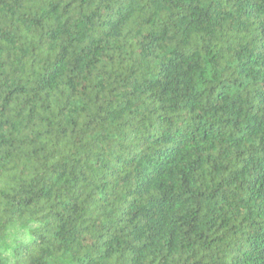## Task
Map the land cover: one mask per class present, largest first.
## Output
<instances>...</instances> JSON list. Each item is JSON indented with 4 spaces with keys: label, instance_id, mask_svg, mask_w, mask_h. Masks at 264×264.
I'll use <instances>...</instances> for the list:
<instances>
[{
    "label": "clouds",
    "instance_id": "obj_1",
    "mask_svg": "<svg viewBox=\"0 0 264 264\" xmlns=\"http://www.w3.org/2000/svg\"><path fill=\"white\" fill-rule=\"evenodd\" d=\"M257 4L214 28L177 23L190 0H20L0 18V264H227L244 131L206 113L253 67Z\"/></svg>",
    "mask_w": 264,
    "mask_h": 264
},
{
    "label": "trees",
    "instance_id": "obj_2",
    "mask_svg": "<svg viewBox=\"0 0 264 264\" xmlns=\"http://www.w3.org/2000/svg\"><path fill=\"white\" fill-rule=\"evenodd\" d=\"M190 2L193 7L186 9L185 15L177 20L181 26L191 23L194 26L214 28L219 20V26L222 27L224 19L228 17H232L238 25L243 26L242 20H248L250 23L257 14L252 8L253 0H229L237 13L235 16L225 9L221 0H190ZM167 3L172 4L173 0H167ZM19 6L20 0H10V2L0 0V14H2L0 18L14 16ZM256 10L264 11V8L257 4ZM245 12L248 13L247 16ZM260 25L259 36L253 35L249 41L248 55L252 56L253 67L250 69L245 65L243 70H238V78L232 86L236 89L235 92L232 91V87L217 82L220 91L216 96L214 94L215 98L210 104L212 111L206 113L207 116L215 118V122L212 123L214 128L221 119H225L233 128L240 130L239 127H242L244 131L243 141L240 137L233 141L237 144L235 159L239 167L228 174L233 182L230 186L225 184V192L222 193L234 204L236 220L241 221L238 228L240 236L231 246L225 245L221 250L224 253L223 261H227V264H264V71L261 70V66L264 67V57L255 58L254 55L256 43L264 37V21H260ZM219 113L221 116L218 115ZM247 140L249 144L246 143ZM241 142H245L242 150L239 147ZM188 180H191V177H188ZM213 203L215 204L216 201ZM163 209L165 212L169 210L167 202L163 205ZM141 211L145 210L141 209ZM153 211L155 215L149 212V222L154 224L163 213L160 206H155ZM228 223H233L231 218ZM175 243L176 238L173 239V244Z\"/></svg>",
    "mask_w": 264,
    "mask_h": 264
}]
</instances>
